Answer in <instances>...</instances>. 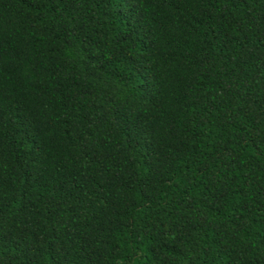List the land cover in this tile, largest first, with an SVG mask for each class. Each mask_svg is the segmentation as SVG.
Instances as JSON below:
<instances>
[{
	"label": "trees",
	"instance_id": "obj_1",
	"mask_svg": "<svg viewBox=\"0 0 264 264\" xmlns=\"http://www.w3.org/2000/svg\"><path fill=\"white\" fill-rule=\"evenodd\" d=\"M0 264H264V0H0Z\"/></svg>",
	"mask_w": 264,
	"mask_h": 264
}]
</instances>
